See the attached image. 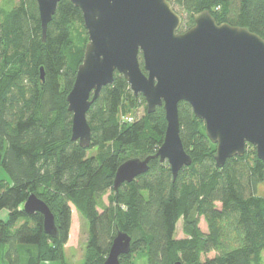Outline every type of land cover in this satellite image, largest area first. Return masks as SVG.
Instances as JSON below:
<instances>
[{
  "label": "trees",
  "instance_id": "trees-1",
  "mask_svg": "<svg viewBox=\"0 0 264 264\" xmlns=\"http://www.w3.org/2000/svg\"><path fill=\"white\" fill-rule=\"evenodd\" d=\"M173 3L191 26L195 13L208 10L217 23L246 27L264 39V0ZM1 13L0 168L7 178H0V210L7 218L0 219V264H67L71 207L88 223L84 264H102L117 231L131 237L120 264H132L136 257L141 264H263L264 194L258 187L264 185V162L251 145L218 167L203 121L179 102L180 139L190 165L173 179L167 161L153 159L147 172L114 191L123 161L142 159L161 145L163 108L148 113L142 95L135 96L115 72L86 113L90 145L80 147L70 139L66 102L87 43L80 9L60 0L44 41L36 0H19ZM139 60L142 66L141 55ZM139 104L142 116L119 121L120 114ZM30 194L53 213L56 237L44 232L40 212L23 210ZM200 217L207 232L199 229ZM179 221L186 236L174 239ZM210 251L217 253L207 257Z\"/></svg>",
  "mask_w": 264,
  "mask_h": 264
},
{
  "label": "water",
  "instance_id": "water-1",
  "mask_svg": "<svg viewBox=\"0 0 264 264\" xmlns=\"http://www.w3.org/2000/svg\"><path fill=\"white\" fill-rule=\"evenodd\" d=\"M60 0H36L41 38ZM82 13L87 32L81 63L66 95L71 136L88 148L91 129L86 113L113 74L123 75L135 96L142 95L147 112L162 107L166 128L153 154L129 158L116 169L113 190L148 171L151 160L167 161L172 177L191 157L180 139L178 104H189L215 144L214 160L241 157L246 145L264 162V39L246 27L217 23L208 10L193 15V25L180 31L182 16L170 0H69ZM141 55V64L139 56ZM40 79L44 71L40 68ZM27 214L43 215V230L58 232L44 201L30 194ZM131 237L117 231L102 264H120ZM173 264H182L175 261Z\"/></svg>",
  "mask_w": 264,
  "mask_h": 264
},
{
  "label": "rangeland",
  "instance_id": "rangeland-1",
  "mask_svg": "<svg viewBox=\"0 0 264 264\" xmlns=\"http://www.w3.org/2000/svg\"><path fill=\"white\" fill-rule=\"evenodd\" d=\"M19 0H0V16L1 12L10 9L13 5H15ZM171 2L173 0H170ZM173 7L177 13H179L182 16V25L181 30L184 31L188 29L191 24L189 23L188 15L179 9L177 5H174ZM146 105V102H145ZM144 112V105L139 104L137 108H132L126 112L119 115V121L121 123H129L133 120L139 118L143 115ZM131 119L128 120V119ZM94 151L90 150L89 154H92ZM153 154V153H152ZM189 154V153H188ZM190 155V154H189ZM129 159V158H128ZM0 178H7L6 173L0 168ZM109 192L103 195V201L104 203H108V196ZM258 194H264V185H260L258 187ZM71 225H70V231L68 240L64 246V256L67 264H84L86 257H85V250H86V241L88 236V223L87 221L80 216L79 213L75 210L74 207H71ZM6 210H0V219H6V215L4 216V212ZM199 229L202 232H207V225L203 219V217H200L199 223H198ZM185 233L182 229V223L179 221L176 225V231L174 235V239H180L185 237ZM216 251H210L206 256L212 257L216 255ZM205 257V256H203ZM138 257L133 259L132 264H141V261L137 260ZM264 259V255H263ZM179 261V260H177ZM46 264V263H45ZM47 264H60L58 261L49 262ZM183 264V263H182ZM264 264V262H263Z\"/></svg>",
  "mask_w": 264,
  "mask_h": 264
},
{
  "label": "crops",
  "instance_id": "crops-1",
  "mask_svg": "<svg viewBox=\"0 0 264 264\" xmlns=\"http://www.w3.org/2000/svg\"><path fill=\"white\" fill-rule=\"evenodd\" d=\"M3 212H4V213H3V214H4V216H5V215H7V211H3Z\"/></svg>",
  "mask_w": 264,
  "mask_h": 264
},
{
  "label": "built area",
  "instance_id": "built-area-1",
  "mask_svg": "<svg viewBox=\"0 0 264 264\" xmlns=\"http://www.w3.org/2000/svg\"><path fill=\"white\" fill-rule=\"evenodd\" d=\"M131 119H132V118H130V119H128V120H130V121H131Z\"/></svg>",
  "mask_w": 264,
  "mask_h": 264
},
{
  "label": "flooded vegetation",
  "instance_id": "flooded-vegetation-1",
  "mask_svg": "<svg viewBox=\"0 0 264 264\" xmlns=\"http://www.w3.org/2000/svg\"><path fill=\"white\" fill-rule=\"evenodd\" d=\"M144 101H145V99H144ZM146 107H147V105H146ZM147 109V108H146ZM164 111V110H163Z\"/></svg>",
  "mask_w": 264,
  "mask_h": 264
},
{
  "label": "bare ground",
  "instance_id": "bare-ground-1",
  "mask_svg": "<svg viewBox=\"0 0 264 264\" xmlns=\"http://www.w3.org/2000/svg\"><path fill=\"white\" fill-rule=\"evenodd\" d=\"M56 226V225H55ZM56 229H57V227H56ZM57 232H58V230H57Z\"/></svg>",
  "mask_w": 264,
  "mask_h": 264
}]
</instances>
